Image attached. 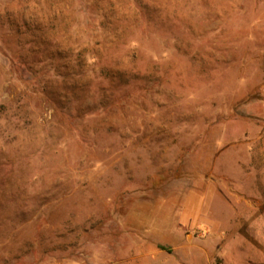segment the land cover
I'll return each instance as SVG.
<instances>
[{
	"label": "rangeland",
	"instance_id": "rangeland-1",
	"mask_svg": "<svg viewBox=\"0 0 264 264\" xmlns=\"http://www.w3.org/2000/svg\"><path fill=\"white\" fill-rule=\"evenodd\" d=\"M2 105L0 264H264V0H0Z\"/></svg>",
	"mask_w": 264,
	"mask_h": 264
},
{
	"label": "trees",
	"instance_id": "trees-1",
	"mask_svg": "<svg viewBox=\"0 0 264 264\" xmlns=\"http://www.w3.org/2000/svg\"><path fill=\"white\" fill-rule=\"evenodd\" d=\"M105 18V17H104ZM97 23L99 24H104L105 26H116L119 23L115 22V21H110L109 19L106 20V18L102 21H98L96 19ZM117 38V42L114 43L117 46L123 44V41L119 38ZM130 53H120L119 51H117V49L115 48L114 50H108V51H101V52H94L91 53L90 55H88L87 60L91 62L92 66H105V71L109 70V71H113L115 70V66H119L122 63V60L126 57H130L131 62L134 63L137 61L139 55L135 52V51H129ZM60 54H56L55 57H58ZM54 58V57H53ZM15 66V65H13ZM17 67V66H16ZM72 67V66H71ZM121 67V66H120ZM18 68V67H17ZM125 68V66H124ZM127 70L126 71H130L132 72L134 70V66H132L130 64L129 67H126ZM74 68H71L70 71L68 72L66 69H64V71L61 72L60 69L55 70L56 71V76L61 77L62 79H64L66 76L68 77L70 74L75 73L78 78H81V76L77 73L79 71H74ZM19 71V70H18ZM110 75H106L105 73V77H109ZM104 77V76H102ZM0 109L3 110L5 109V113H4V118H5V126L6 125H11V124H15L13 125L14 127L18 128H23V126H27V124H29V118L27 116H25V114L23 113H17V112H12L11 109L12 107H8L7 105H2L0 106ZM65 118H68V115H65ZM1 126V123H0ZM5 126H3L2 128H4ZM2 128L0 127V135H4L5 131H2ZM160 248L162 249H166V247L164 246H160Z\"/></svg>",
	"mask_w": 264,
	"mask_h": 264
}]
</instances>
